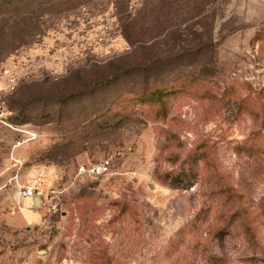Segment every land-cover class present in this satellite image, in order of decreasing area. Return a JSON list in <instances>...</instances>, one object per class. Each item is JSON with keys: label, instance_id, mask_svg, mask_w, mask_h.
<instances>
[{"label": "rangeland", "instance_id": "rangeland-1", "mask_svg": "<svg viewBox=\"0 0 264 264\" xmlns=\"http://www.w3.org/2000/svg\"><path fill=\"white\" fill-rule=\"evenodd\" d=\"M9 1L0 264H264V0H191L181 29L162 0ZM37 176L56 209L15 229Z\"/></svg>", "mask_w": 264, "mask_h": 264}, {"label": "trees", "instance_id": "trees-1", "mask_svg": "<svg viewBox=\"0 0 264 264\" xmlns=\"http://www.w3.org/2000/svg\"><path fill=\"white\" fill-rule=\"evenodd\" d=\"M1 1H4V0H1ZM9 1V0H8ZM26 2L27 0H10L9 3H11L12 6H18V4L20 2ZM60 0H28V2L31 3L32 5V10L35 9V12H38V11H42V8L43 7H46L47 4H51V3H55V2H59ZM192 1L191 0H186V3L184 1L181 2V0H162L161 2V6H165L168 7V8H172L174 13H178V11H180L181 14L178 13V17L176 18V24L175 25H172V23L168 24L165 29H169V28H177V29H181V24H185L186 23V20H189L191 18H193L194 16H196V14L193 16V15H189V17H186V10L188 9H193L195 3H193L191 5ZM186 7V9H185ZM198 9H201V8H198L196 7V10ZM36 15V14H35ZM37 28V25H36V22L33 24V26L29 27V30H33L35 31ZM124 35L126 36V40L128 42H131L132 39H131V36H132V32L130 31L129 29V26L125 25L124 26ZM142 44H140L138 48H135L132 52H130V55L131 53H133L135 50L141 48ZM151 54H144L143 57L139 58L140 61H143L144 64H146V61L148 62L149 65H151L152 63H155L156 60L159 61L161 60L160 58L158 59H155L153 60L152 58V54L153 52H150ZM186 55V51L184 53ZM129 55V54H128ZM151 55V56H150ZM186 57V56H185ZM155 61V62H154ZM166 61V60H165ZM152 62V63H151ZM167 62V61H166ZM146 70H147V67H146ZM205 72L203 70V68L200 70V72ZM200 76V75H199ZM198 78H195L194 80H197ZM148 91V95L151 97V98H155V99H159V100H162V98L166 95H170L172 92H173V88H169V89H166V87H162V88H154V87H149L147 89ZM187 177V176H186ZM189 177H196L195 174H191ZM187 182V180H186ZM188 185V183L186 184ZM211 226H209L210 228Z\"/></svg>", "mask_w": 264, "mask_h": 264}, {"label": "built area", "instance_id": "built-area-1", "mask_svg": "<svg viewBox=\"0 0 264 264\" xmlns=\"http://www.w3.org/2000/svg\"><path fill=\"white\" fill-rule=\"evenodd\" d=\"M4 118V110L0 105V121ZM110 171V162L107 159H102L98 162L89 164L87 166L79 167V174L100 176L108 174ZM54 189L47 187L42 176H37L32 183L25 184L20 187L19 194L22 199L39 198V205L45 206L47 210L56 209V204L53 202Z\"/></svg>", "mask_w": 264, "mask_h": 264}, {"label": "crops", "instance_id": "crops-1", "mask_svg": "<svg viewBox=\"0 0 264 264\" xmlns=\"http://www.w3.org/2000/svg\"><path fill=\"white\" fill-rule=\"evenodd\" d=\"M27 199H29V202H26ZM23 203L28 204L33 209H32V211H30L29 209L26 208V213H27L26 214V219H27L26 223H24L21 218H18V219L13 218L10 220V224L13 225V227L15 229H20V228L24 227L25 225H27L28 222H36V221H38V219L41 216V214L38 211L34 210V207H35L34 198H32V199L26 198L23 200ZM38 206L41 207L40 205H38Z\"/></svg>", "mask_w": 264, "mask_h": 264}, {"label": "water", "instance_id": "water-1", "mask_svg": "<svg viewBox=\"0 0 264 264\" xmlns=\"http://www.w3.org/2000/svg\"><path fill=\"white\" fill-rule=\"evenodd\" d=\"M39 198L37 197V198H34V204L35 205H39ZM39 252H41V253H43L44 251H39Z\"/></svg>", "mask_w": 264, "mask_h": 264}]
</instances>
